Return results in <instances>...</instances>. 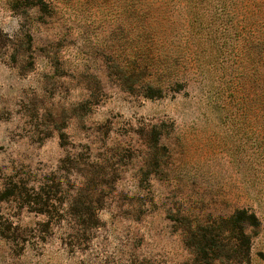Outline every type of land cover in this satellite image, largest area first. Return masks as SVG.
Segmentation results:
<instances>
[{
  "label": "rangeland",
  "instance_id": "374dc122",
  "mask_svg": "<svg viewBox=\"0 0 264 264\" xmlns=\"http://www.w3.org/2000/svg\"><path fill=\"white\" fill-rule=\"evenodd\" d=\"M0 264H264V0H0Z\"/></svg>",
  "mask_w": 264,
  "mask_h": 264
}]
</instances>
